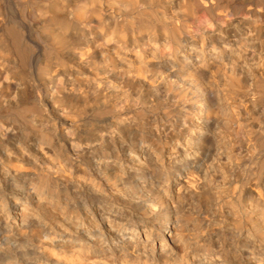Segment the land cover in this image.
<instances>
[{
    "label": "bare ground",
    "instance_id": "6f19581e",
    "mask_svg": "<svg viewBox=\"0 0 264 264\" xmlns=\"http://www.w3.org/2000/svg\"><path fill=\"white\" fill-rule=\"evenodd\" d=\"M0 264H264V0H0Z\"/></svg>",
    "mask_w": 264,
    "mask_h": 264
}]
</instances>
